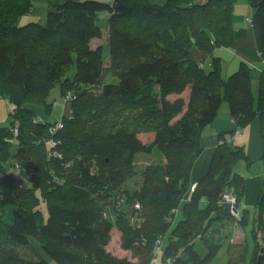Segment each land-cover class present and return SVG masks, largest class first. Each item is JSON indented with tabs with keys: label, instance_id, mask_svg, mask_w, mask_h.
<instances>
[{
	"label": "trees",
	"instance_id": "16d2710c",
	"mask_svg": "<svg viewBox=\"0 0 264 264\" xmlns=\"http://www.w3.org/2000/svg\"><path fill=\"white\" fill-rule=\"evenodd\" d=\"M48 2L46 24H19L32 0H0V102L8 106V120H0V173L17 200L6 223L0 192V264H50L37 246L58 264H150L157 246L162 264H210L226 236L207 232L223 221L250 225L249 264L260 255L264 264V175L250 221L248 209L239 211L245 183L234 166L252 160L244 145L228 140L258 115L264 165V67L255 103L248 64L224 77L212 55L233 45L235 0ZM250 2L264 61V0ZM99 11L108 13V61L101 45L92 46L103 35ZM192 48L210 62L195 59ZM71 62L73 77L65 74ZM56 85L68 111L51 120ZM223 101L233 127L219 132L207 172L191 187L202 130ZM139 155L153 157L144 163ZM229 190L238 214L222 201ZM113 229L130 257L108 250ZM229 246L227 264H244L246 246Z\"/></svg>",
	"mask_w": 264,
	"mask_h": 264
},
{
	"label": "crops",
	"instance_id": "0c3cea01",
	"mask_svg": "<svg viewBox=\"0 0 264 264\" xmlns=\"http://www.w3.org/2000/svg\"><path fill=\"white\" fill-rule=\"evenodd\" d=\"M239 8V9H237ZM254 13V8L250 2V0H235L233 11H232V26H233V45L230 47H218L213 50L212 55L218 57L221 60L222 65V75L227 77L230 73L235 71L242 61L246 62L250 68V77H251V87L254 95L255 103H257L258 98V86H259V78L261 74V69L264 67V61L261 58L259 52L256 48L254 31L251 23L248 22L247 19H251ZM94 40V39H93ZM92 40V41H93ZM195 59L202 61V63L206 66L210 62V55L203 50H198L197 48H192L191 50ZM187 91L184 92V96H186ZM226 102V101H223ZM222 102V103H223ZM219 107V110L216 114L215 119L207 126H205L201 133V145L202 152L197 157L194 162V165L191 170L190 180L191 187H194L197 180L207 172L215 145L219 142L218 134L220 131H228L233 127V120L231 115L229 114V105L222 104ZM56 106H59L56 109ZM61 107V108H60ZM64 107L61 103H55L53 105V112L55 118L60 117L64 112ZM222 108V109H221ZM8 110V106H7ZM59 110H61L60 113ZM0 120H8V116L6 115L3 119ZM234 137H238L239 140H235ZM228 140L233 141L236 144L244 145V148L249 155L250 159L254 161V159H261V154L263 150V142L259 135V119L258 115L243 129L239 130L238 134H234L232 137H229ZM15 146L17 147L16 141L12 142V151H14ZM243 175V174H242ZM244 176V175H243ZM3 174L0 173V183H3ZM245 183V182H244ZM0 184V192L3 193V186ZM245 187V185H244ZM257 195L256 200L258 198L259 193L261 192L260 185H257ZM246 190V188H245ZM260 191V192H259ZM245 193V192H244ZM255 200V202H256ZM255 202H249L247 200L243 201L239 208V211L242 209L249 210V219L252 220V211L254 209ZM180 217L179 212H175V216ZM173 217V222H176L177 218ZM226 222V224L231 225L229 227V231L232 232V236L230 234L228 240L233 243H240L246 241V235L244 231H241L238 227V222ZM234 228H236L234 230ZM221 233V235H217L216 239H223L227 234L223 231L219 230L218 227L210 226L207 233ZM115 234V243L111 240L107 245V248L112 253L122 256V257H130L128 253L130 251L123 250L119 247V232L115 229L112 230V236ZM165 235V234H164ZM163 235V236H164ZM161 237L160 246L163 248L165 246V239ZM221 236V237H220ZM220 237V238H219ZM226 239V238H225ZM113 244V245H112ZM220 252V251H219ZM218 255V254H217ZM216 258V257H215ZM160 253H157L156 256L152 259L150 264H160Z\"/></svg>",
	"mask_w": 264,
	"mask_h": 264
},
{
	"label": "rangeland",
	"instance_id": "374dc122",
	"mask_svg": "<svg viewBox=\"0 0 264 264\" xmlns=\"http://www.w3.org/2000/svg\"><path fill=\"white\" fill-rule=\"evenodd\" d=\"M61 1H63V0H61ZM101 1L111 2L112 0H101ZM49 8L50 7H49L48 0H32V9L29 12L21 15L18 18L17 23L26 24L28 22L35 21V22H39L40 24H46L47 12H48ZM237 9H239V8H237ZM97 22H98L99 26L101 27L103 35L99 39H97V38L94 39L92 41V46H95L97 44L101 45L103 59H104V61H108L109 53H110V44H109V40H108V13L106 11H99ZM75 69H76L75 62H71L69 64V66L67 67L65 74L67 76L73 77L75 74ZM109 77L111 79V76H109ZM49 98L52 100H55V103H61L64 105L63 97L60 94V90H59L58 85L54 86L51 89ZM223 103L228 105L227 102H223ZM6 105L7 104H5V102H3V101L0 102V119H3V117H5L7 115V106ZM64 107H65V105H64ZM58 108H59V106H56V109H58ZM65 111L67 112L68 108H65L64 112ZM229 111L230 110H228V112ZM60 112H61V110H59L58 113H60ZM49 117L51 120L54 119V117H55L54 113L52 112L51 114H49ZM60 117H58V118H60ZM234 138L236 141L239 140L238 137H234ZM15 150H16V146H15L14 151ZM151 157H153V156L152 155H147V156L146 155H139L138 160L143 161L145 163V162H148V160ZM143 162L142 163L138 162V167L141 169L144 166ZM250 164L248 167L247 164L243 160H239L236 163V165L234 166V171L244 175L243 177H244V182H245V187H244L245 193L243 196V201L247 200L249 202H255L256 195L258 192L257 191L258 190L257 185H260V189H261V177L264 175V165H263L262 160L260 158L258 159V157H257V159H254V161H252V163H250ZM17 172L18 171L11 170L9 173V176L14 177V178H21ZM3 179H4L3 183H0V184H2L1 186H3V193H1V194L3 196L4 204H5V211H4L3 217H4V221L6 223L11 224L14 220L13 211L16 209L17 200H16L15 194L13 192V189L9 185L8 177L3 178ZM132 184H133V182H132ZM245 188H246V190H245ZM43 212L46 214V205L45 204L43 207ZM175 218L179 219L180 217L178 215V216H175ZM229 224H226V222H224V221L223 222H214L211 224V226L218 227L219 230L223 231L227 235H226L224 245L222 246L220 252L218 253L216 258L210 264H227L229 258L232 257V251H231V247L229 246L230 242H229L228 238H229L230 234H231V236L233 234H232V232L229 231V227L231 226ZM238 227L241 231H244V234L246 235V241L243 242V239H242L240 242L243 246H246L245 247L246 248L245 253L243 255L244 256V264H249L250 255H251L252 250H253V239H252V236L250 234V225L241 226L239 224ZM235 229L236 228H234V230ZM169 235H170L169 232H166L165 235L163 236V238L165 239V243H167ZM208 235L212 236L214 238H217L216 236L221 235V233H219V232H217V233L212 232L211 233V231H210L208 233ZM115 238L116 237L114 234L111 237V241L113 243H115ZM31 242H32L33 246L36 245L34 239H31ZM195 249L197 250V252L201 256H204V254L206 253V248H205L203 242L198 238L195 240ZM37 250L45 258H47V260H48V262H50V264H58L56 261L51 260L38 246H37ZM128 255H130V253H128Z\"/></svg>",
	"mask_w": 264,
	"mask_h": 264
},
{
	"label": "built area",
	"instance_id": "2783aa9c",
	"mask_svg": "<svg viewBox=\"0 0 264 264\" xmlns=\"http://www.w3.org/2000/svg\"><path fill=\"white\" fill-rule=\"evenodd\" d=\"M247 20H248V22L251 23V19H247ZM59 126H60V123L55 124V128H56V127H59ZM238 133H239V132L236 131V134H238ZM222 201L231 204V206H232V212H233L234 214H238V212H235V209H236V208L233 207V205H234V203H235V201H236V196L232 193L231 190L226 191L225 193H223V195H222ZM159 250H160V247L157 246V250H156L157 253L159 252ZM167 262H168V261H167ZM160 264H162L161 261H160Z\"/></svg>",
	"mask_w": 264,
	"mask_h": 264
},
{
	"label": "water",
	"instance_id": "95a60500",
	"mask_svg": "<svg viewBox=\"0 0 264 264\" xmlns=\"http://www.w3.org/2000/svg\"><path fill=\"white\" fill-rule=\"evenodd\" d=\"M235 212H238L237 209H235ZM262 256L260 255L257 259V264H261Z\"/></svg>",
	"mask_w": 264,
	"mask_h": 264
}]
</instances>
